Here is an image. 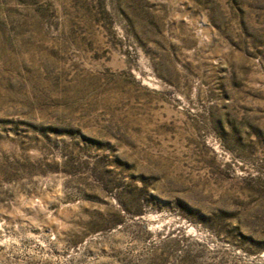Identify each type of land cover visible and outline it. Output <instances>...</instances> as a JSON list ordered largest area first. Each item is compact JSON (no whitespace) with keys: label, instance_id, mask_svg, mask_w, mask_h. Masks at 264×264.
I'll list each match as a JSON object with an SVG mask.
<instances>
[{"label":"rangeland","instance_id":"obj_1","mask_svg":"<svg viewBox=\"0 0 264 264\" xmlns=\"http://www.w3.org/2000/svg\"><path fill=\"white\" fill-rule=\"evenodd\" d=\"M0 264H264V0H0Z\"/></svg>","mask_w":264,"mask_h":264}]
</instances>
